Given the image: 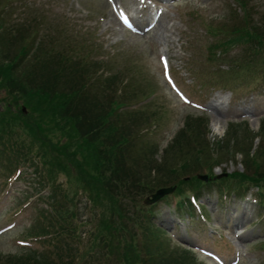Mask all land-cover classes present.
Returning <instances> with one entry per match:
<instances>
[{
	"label": "rangeland",
	"instance_id": "374dc122",
	"mask_svg": "<svg viewBox=\"0 0 264 264\" xmlns=\"http://www.w3.org/2000/svg\"><path fill=\"white\" fill-rule=\"evenodd\" d=\"M148 1L153 10H163L161 19L165 20L164 28L167 31L165 34L161 33L160 37L152 31L144 35L131 34L121 27L118 21L109 24V15H114L110 6V2H113L116 6L128 10L133 22L142 31L149 22L150 14L148 10L139 12L138 0H0V58H11L16 49L13 40L18 39L16 36H19L20 32H15L14 35L10 30L27 29L25 25H28L30 20L36 23L40 17L42 19L38 28H31L39 30L38 34L41 36L47 34L45 29L53 30L59 40V43L55 44L57 50L68 49L70 53H74V47H80L84 41L83 51L95 61L88 77L81 80V83L90 87L92 94H97V99H93L92 104L97 105V109L101 105L100 102H109L113 97H116L118 103L130 102L117 112L122 115L120 119L129 130L128 151L132 162L127 166L132 170V180L141 181V184H138L140 187L144 186V182H155L158 173L162 177L165 165L170 169H177L180 163L188 166L196 162L197 155L190 157L187 154L189 150H195L197 153L196 148H200L204 153L214 152L219 160L214 163L216 167L208 176L211 179L243 172L245 169L241 163L244 161H249L255 166L260 161L264 163V121L260 118L264 115V65L261 63L254 67L264 59V47L262 50L255 49L257 53L253 56L248 55L247 49L258 46L250 45L247 40L241 42L234 39L232 33L235 28L243 31L256 29L262 31L259 38L264 40V0H241L246 3L244 6L234 0ZM4 29L8 31L7 35H4ZM219 40L229 46L226 51L230 56H214V60H209L208 46ZM160 55L168 58L171 74L182 92L197 103L196 105L202 106V110L192 105H183L169 90L162 78ZM30 58L31 54L25 60ZM251 60L255 61V64L247 70L246 65ZM95 79L98 82H95ZM150 94L152 103L144 104L146 107L137 104L134 106L135 111L130 109L133 101L148 98ZM127 96L131 98L127 100ZM7 100L6 92L0 91V112L5 111L9 103ZM211 106L222 112L216 121H213ZM18 108L21 110L20 104ZM12 110L14 113L19 112L16 106ZM130 111L132 114L128 116ZM136 111L140 113L134 114ZM186 116H191L188 120L191 131L179 134ZM110 119L108 118V121ZM199 119L206 125L204 135L197 127ZM239 122L241 124H237ZM89 124L98 123L86 120L85 128ZM14 131L18 139H32L20 124ZM53 135L57 137L53 142L51 140L48 147H44L48 153L52 152L56 145L54 142L58 141L59 136L57 132L51 131L50 135L46 134L49 137ZM38 141L36 148L42 154V143ZM59 143L66 146L68 152L80 147V140L77 138H61ZM196 145L199 147L195 148ZM216 145L220 152H217ZM228 146L232 154L227 153ZM177 156L178 160L175 159ZM7 157L10 159L9 154L5 152L0 155V264H4L9 257L23 256L24 259V256L38 255L41 251H47L49 257L62 256L65 262L69 261L68 254L76 256L80 251L75 264H84V261L85 264H113V260H106V263L98 259L94 256L95 253L88 256L89 245L91 240L93 241L90 234L96 233L99 228L101 214L111 208L119 211L121 203L127 206L128 215H132L137 207L147 209L148 212L150 209V222L166 228L161 237L164 245L162 248L173 253L171 264H211L209 260L182 243L181 237L185 236L184 226L189 230L186 232L188 236L216 252L225 254L227 259L233 251L240 249L251 253L242 264H264V203L255 188L247 190L248 192L241 196L247 195L246 199H257L256 204L243 201L240 197L234 198L238 193L231 187L227 188L231 193L228 192L222 202V195L215 189L216 184L209 192L204 188L196 199L207 221L198 222V214L195 211L193 221L188 225L187 221L181 222L177 219L170 204L173 203V195L165 196L152 207L143 205L144 199L153 193L147 189L138 194L134 191L133 194L119 196L115 194L114 189L105 188L112 199H115L112 202L114 205H110L111 202H106L104 198L98 205H93L87 201L88 191L84 189V184L82 189H77L75 181L55 169L58 190L61 193L68 192L64 208L68 209L72 216L67 219L75 228L76 237L78 236L77 239L69 238L60 242L58 236H52L50 232L45 236V240L37 236L40 213L42 209H46V204L37 198L39 195L36 190L42 188L37 175L32 173L34 169L26 168L29 165H19L20 168H17L16 163L10 166ZM34 162L39 163L36 160ZM41 168L39 163V169L43 173ZM18 169L20 173L16 172ZM168 176H171L169 172L164 178ZM104 177L105 186L111 185L108 172ZM194 184L196 183L189 182L180 186L182 194L191 196L193 192L190 191L198 186ZM42 194L46 195L44 192ZM100 195L102 197V193ZM177 197L179 196L175 195V198ZM25 199L28 200L27 207L22 209V201ZM242 201L243 206L240 205ZM235 215H239L241 222H244L243 225L235 227L239 228L238 234L242 236L237 242L233 239L234 233L228 230L233 229ZM8 225L13 227L3 232ZM53 226L49 231L57 229L56 224ZM128 229L133 234L126 228L124 238L127 242H131L130 235H134V240L140 239L141 233L136 222ZM219 235L221 242L215 243ZM228 239L233 243L230 244ZM251 241L254 243L247 246ZM179 255L184 256L182 261L177 259ZM27 261L25 263H28Z\"/></svg>",
	"mask_w": 264,
	"mask_h": 264
},
{
	"label": "trees",
	"instance_id": "16d2710c",
	"mask_svg": "<svg viewBox=\"0 0 264 264\" xmlns=\"http://www.w3.org/2000/svg\"><path fill=\"white\" fill-rule=\"evenodd\" d=\"M236 1L241 6L246 5L244 1ZM41 19V17L38 18L36 23H32L30 20L28 25H25L28 27L27 29L10 30L14 35L15 32H20V35L16 36L18 39L13 40L16 49L11 58L5 56L0 58V91L4 90L6 98L8 97L9 100L5 111L0 112V126L5 129L0 128V155H3L4 152L9 154L10 159L7 157V160L11 162L10 166L16 163L15 165H29L28 167L33 168L43 189L39 192L45 191L46 193L40 197L45 201L47 209L40 213L39 221H42H38L36 231L38 237H45L51 233L52 236H58L60 242L78 237H76L75 228L67 219L72 214L64 208L68 192L61 193L58 190L55 169L64 172L68 178L75 181L77 189H82L84 184V189L88 191L87 199L93 205H98L103 198L106 202L109 200L110 205H114L112 202L115 199H112L111 194L107 193L108 190L105 188L114 189L115 194L119 196L133 194L134 191L138 194L145 189L152 193L155 189L170 185L176 180L182 183V178L185 176L194 179V171L201 168L200 164L207 165L208 168L211 167L214 152L211 154L208 152L209 155L207 151L204 153L203 150L200 151V148H196L199 147L196 145L197 153L195 150L194 152L189 150L187 153L190 157L197 155L196 162L188 166H183L180 163L177 169H170L165 165L162 177L158 173L155 182H144V186L140 187L138 184H141V181L132 180V170L127 166L132 162L128 151L129 130L120 119L122 115L117 112L124 103H118L116 97H113L109 102L99 101L101 105L96 109L97 105H93L92 100L97 99V94H92L89 90L90 87L81 83L83 77H88L92 66L81 57L82 54L79 55L81 52L72 56L66 49L57 50L55 44L59 43V40L53 30L45 29L47 34L41 36L38 34L39 30L31 28H38ZM7 32L4 29V35H7ZM232 33L234 39L247 40L251 45H257V48L251 49L253 52L256 51L255 49L262 50L264 47L263 38H259L262 31L235 29ZM30 54V60H25ZM260 63L254 67H258ZM249 64L246 65L247 70L252 67V64H255V61ZM128 98L129 96H127V100H129ZM19 104L26 107L27 115L19 110ZM15 106L19 110L17 113L12 112ZM108 118L111 119L108 121ZM190 118L191 116H187L179 134L185 133L187 130L191 131V128L188 127ZM86 120L98 124H89L85 128ZM202 121L198 122L197 127L204 135ZM19 124L24 126V131L28 132L32 139H27L28 141L18 139L14 129ZM50 131L57 132L59 139L54 142L56 145L52 148V152L48 153L44 147H48L51 140L53 142L57 137V135L46 136V134L50 135ZM41 134L42 136H40ZM61 138L79 139V149L68 152L66 146L60 145ZM38 140L42 143V154L36 148ZM229 148L230 146L226 148L227 153L231 152ZM218 151L220 152L219 147H217ZM177 158L179 157H175V159ZM34 160L40 163L44 174L39 169V163L37 164ZM247 162L253 166L254 176L261 178L263 184H257L264 189V163L260 161L255 166L249 161ZM107 172L112 183L109 186H105L103 181ZM168 172L171 176L164 178ZM239 177L244 181L248 180L247 182H257L252 176ZM126 207L121 203L119 211L111 208L101 214L99 228L96 233L90 234L93 241L91 240L89 245L88 256L95 253L94 256L98 259L106 263L113 260V264H171L173 253L162 248V246L164 247L161 239L163 231L150 222L148 210L137 207L132 215H128ZM135 222L141 233L140 239L134 240V235H130L131 242H127L124 236L127 230L130 232L128 228ZM53 224L57 225V229L51 232L49 229L54 228ZM87 250L84 252L85 254ZM183 253L185 254V252ZM30 255L24 256V259L23 256L9 257L4 261V264H75L80 251L76 256L68 254L69 261L67 262L63 260L62 256L49 257L47 252ZM181 255L176 256L179 261L184 258V256L180 257ZM27 259L30 260L27 261ZM21 260L23 262H20ZM26 261L28 263H25Z\"/></svg>",
	"mask_w": 264,
	"mask_h": 264
},
{
	"label": "bare ground",
	"instance_id": "6f19581e",
	"mask_svg": "<svg viewBox=\"0 0 264 264\" xmlns=\"http://www.w3.org/2000/svg\"><path fill=\"white\" fill-rule=\"evenodd\" d=\"M116 21H117V19L115 18L114 15H109V21H108L109 24H115ZM164 21H165V20L160 19V20L156 23V26H155V28H154V30H153V32H155L159 37L162 36L161 33L165 34L166 31H167V29L164 28ZM159 34H160V35H159ZM210 109H211V114H212V116H213V118H214V119L212 118L213 121H216V120L218 119V117H219V118L221 117V113H222V112L218 111V110L216 109L215 106H211Z\"/></svg>",
	"mask_w": 264,
	"mask_h": 264
},
{
	"label": "water",
	"instance_id": "95a60500",
	"mask_svg": "<svg viewBox=\"0 0 264 264\" xmlns=\"http://www.w3.org/2000/svg\"><path fill=\"white\" fill-rule=\"evenodd\" d=\"M171 189H163L157 191L154 195L151 196L150 200H146L145 204H152L155 203L157 200H159L163 195L171 193Z\"/></svg>",
	"mask_w": 264,
	"mask_h": 264
}]
</instances>
